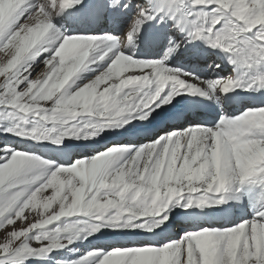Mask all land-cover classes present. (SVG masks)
I'll list each match as a JSON object with an SVG mask.
<instances>
[{
  "label": "snow or ice",
  "instance_id": "6c2138e0",
  "mask_svg": "<svg viewBox=\"0 0 264 264\" xmlns=\"http://www.w3.org/2000/svg\"><path fill=\"white\" fill-rule=\"evenodd\" d=\"M130 8L122 37L70 34L57 22ZM153 21H171L185 40L169 39L156 58L126 54ZM196 41L222 50L234 74L204 79L169 66ZM0 53V136L12 138L0 142V264H264V159L255 160L264 153V100L239 115L183 103L219 105L236 89L264 95V0H0ZM125 58L142 68L123 71ZM99 64L106 67L95 78L76 83ZM161 113L162 127L137 131L134 122ZM122 133L128 144L71 159L66 141ZM137 136L146 139L132 144ZM93 157V171L73 174L78 160ZM248 207L231 226L163 238L178 208ZM105 230L132 239L98 247L93 239ZM83 241L91 250L69 259Z\"/></svg>",
  "mask_w": 264,
  "mask_h": 264
},
{
  "label": "bare ground",
  "instance_id": "6f19581e",
  "mask_svg": "<svg viewBox=\"0 0 264 264\" xmlns=\"http://www.w3.org/2000/svg\"><path fill=\"white\" fill-rule=\"evenodd\" d=\"M86 2L91 4H100L104 2V0H86ZM134 15V9L130 8L121 12L117 16H112L107 12L97 11L95 14L78 15L72 18L71 20L66 17L62 18L67 23L68 32L70 34H112L115 36L122 37L126 34L128 26L131 23L132 17H134ZM69 25L71 26L69 27ZM144 29L145 30L141 32L142 39L138 40L136 51L133 52L131 50L132 48L130 49V46L126 50V54H133V58H156L162 51L167 50L169 39H172L177 42L185 40V34L173 27L171 21H168L165 24H159L153 21L146 24L144 26ZM207 60H210L211 64L205 63V61ZM129 61L130 58H125V60L122 61L120 67L123 71H134L142 68V65L138 64L137 62ZM107 66H110V64ZM169 66L180 67L182 69H195L201 74L202 78L204 79H210L215 77H227L224 73L228 68L233 69V71H231L230 75L228 76H232L234 74V67L228 63L227 59L223 55V51L212 50L210 46L204 44V42L202 41H196L192 45H186L185 47L180 48L169 60ZM93 67L95 68L94 71H83L80 74L81 79L77 80L76 83L83 86L84 84L88 83L91 79L95 78L100 72H102L106 65L99 64ZM233 93H235V95L229 96V94H227L228 98L224 99L222 104H216L217 107H219L220 105L223 106L224 104H228L236 98V101L233 103L232 107L228 108L229 112L226 111V113H229L231 115L241 114V112L245 109L243 107L245 104H251L253 102L264 100V95L258 92L252 93L249 91H245L244 89H236L235 91H233ZM238 93L239 95H237ZM221 96H223L222 93ZM247 96H249L251 99L245 101V98ZM196 99H200V97H190L188 101H184L183 103L198 106V104L194 102ZM240 103H242V105ZM163 118L164 113H161V115L157 116V118L153 120L151 124H147L146 122L134 123L137 125V131L143 132L149 128L162 127ZM176 123L172 126L174 127ZM127 135V133H122L119 135H108L105 136L104 139L100 140L99 143H96L95 141L90 142L77 139H71L70 141H66V143H69L70 148L73 149L71 159L75 160L81 157L90 158L92 155L96 154L95 149L97 147H101L104 144H128L129 141L126 139ZM4 138L12 139L11 137L5 136ZM145 139L146 138L143 136H137L134 140L131 141V143L141 144L145 141ZM19 147H24V145H19ZM113 151L114 149H110L108 153H102V155L104 156V158H107V156L111 155ZM79 161L80 160H78L77 162ZM97 161L98 158L93 157L91 160L86 159L82 162L88 164L89 166H93L95 165L94 162ZM250 212L251 207H248L246 211L237 208L232 212H218L213 211L212 208H194L187 210V212L182 209L178 213L177 209L175 210V214H178L176 222L180 221L178 225V230L180 231H183L184 228H188L191 230L194 226L197 225H203L206 227H221L222 225L231 226V223L233 221L238 220L241 215H246ZM188 213L191 214L189 215ZM114 232L115 230H105L103 235L97 234L96 237L93 239V243L102 247H106L110 244L127 243L129 239H132L131 237L115 235ZM168 237L175 239L173 230L170 231L169 229L165 231L163 238L166 239ZM143 238V236L139 237V239Z\"/></svg>",
  "mask_w": 264,
  "mask_h": 264
},
{
  "label": "rangeland",
  "instance_id": "374dc122",
  "mask_svg": "<svg viewBox=\"0 0 264 264\" xmlns=\"http://www.w3.org/2000/svg\"><path fill=\"white\" fill-rule=\"evenodd\" d=\"M58 23H63L67 28H68V25L67 23L64 21V19L62 17L58 18ZM138 45V40L135 41V46L132 47L130 46V49L134 52L136 51V47ZM4 60V54L3 53H0V62H3ZM205 63L207 64H211V61L210 60H207V62L205 61ZM44 65L43 63L41 62L40 64H38V66L36 67L35 71H34V76L35 75H39L41 74L43 71H44ZM2 79V78H0ZM5 140L4 136H0V142H3ZM108 157V156H107ZM260 159H264V153H257L256 156H255V160H260ZM53 163H55L56 161L53 160L52 161ZM98 162V161H97ZM95 165H88L86 163H83L82 161H79L77 162V164L73 165V169L75 170L73 172L74 175H80L81 173H83L84 175H88L91 171H93ZM182 209H177V213L179 211H181ZM158 214V213H157ZM178 215V214H177ZM176 215V216H177ZM33 217L31 216V214L29 215V219H32ZM176 222V221H175ZM178 222V221H177ZM173 225H178V224H173ZM172 229V228H171ZM171 231V230H170ZM173 232H174V235H175V239H178L180 237V235H182V231L178 230V226H176L175 228H173ZM4 237H0V239H2ZM95 244V243H94ZM97 245V244H95ZM112 245V244H110ZM110 245H107L106 247H102L100 245H97L98 247H101V248H107L109 247ZM76 247H78L80 249L79 252H76V253H69L68 254V258L69 259H75L77 256L81 255L83 252H85L86 250H91V247L92 245L89 244L88 241H83V242H77V244L75 245Z\"/></svg>",
  "mask_w": 264,
  "mask_h": 264
}]
</instances>
